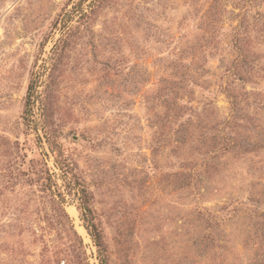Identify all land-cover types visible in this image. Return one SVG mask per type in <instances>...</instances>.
I'll use <instances>...</instances> for the list:
<instances>
[{"label":"rangeland","instance_id":"374dc122","mask_svg":"<svg viewBox=\"0 0 264 264\" xmlns=\"http://www.w3.org/2000/svg\"><path fill=\"white\" fill-rule=\"evenodd\" d=\"M0 264H264V0H0Z\"/></svg>","mask_w":264,"mask_h":264},{"label":"bare ground","instance_id":"6f19581e","mask_svg":"<svg viewBox=\"0 0 264 264\" xmlns=\"http://www.w3.org/2000/svg\"><path fill=\"white\" fill-rule=\"evenodd\" d=\"M68 211L75 218V220L78 221L76 208L74 206H69ZM77 227H78L79 231L82 234H84L85 237L87 238L88 236H87V233H86L85 229L82 226H80L79 224L77 225Z\"/></svg>","mask_w":264,"mask_h":264},{"label":"trees","instance_id":"16d2710c","mask_svg":"<svg viewBox=\"0 0 264 264\" xmlns=\"http://www.w3.org/2000/svg\"><path fill=\"white\" fill-rule=\"evenodd\" d=\"M94 238H95L96 242L98 243V235L97 234H94Z\"/></svg>","mask_w":264,"mask_h":264}]
</instances>
